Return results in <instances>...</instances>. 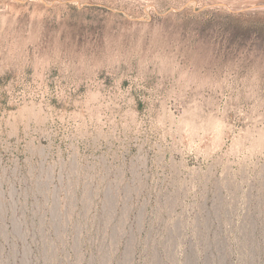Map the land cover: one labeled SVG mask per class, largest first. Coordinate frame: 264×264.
I'll use <instances>...</instances> for the list:
<instances>
[{
    "label": "rangeland",
    "instance_id": "rangeland-1",
    "mask_svg": "<svg viewBox=\"0 0 264 264\" xmlns=\"http://www.w3.org/2000/svg\"><path fill=\"white\" fill-rule=\"evenodd\" d=\"M0 264H264V0H0Z\"/></svg>",
    "mask_w": 264,
    "mask_h": 264
}]
</instances>
